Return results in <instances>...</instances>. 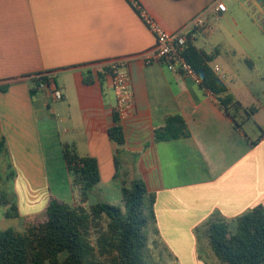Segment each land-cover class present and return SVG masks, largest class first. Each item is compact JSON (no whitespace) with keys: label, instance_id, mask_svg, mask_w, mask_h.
I'll list each match as a JSON object with an SVG mask.
<instances>
[{"label":"crops","instance_id":"crops-1","mask_svg":"<svg viewBox=\"0 0 264 264\" xmlns=\"http://www.w3.org/2000/svg\"><path fill=\"white\" fill-rule=\"evenodd\" d=\"M136 1L168 32L203 15L190 41L212 58L229 95L256 111L240 110L237 126L191 78L145 64L155 38L129 0H0V195L11 187L0 223L21 229L45 217L51 198L73 199L62 154L68 145L97 161L91 193L141 179L155 195L153 227L165 248L177 258L187 237L197 261L193 235L209 218L264 207V0ZM218 1L225 12L215 11ZM122 58L133 99L118 145L108 135L116 95L105 64ZM41 74L61 100L36 87ZM171 117L182 122L172 130L184 134L156 139Z\"/></svg>","mask_w":264,"mask_h":264},{"label":"trees","instance_id":"trees-1","mask_svg":"<svg viewBox=\"0 0 264 264\" xmlns=\"http://www.w3.org/2000/svg\"><path fill=\"white\" fill-rule=\"evenodd\" d=\"M183 57L200 78V86L213 94L225 113L237 126L240 110L247 117L255 107L243 108L228 93L222 80L209 66L212 58L186 37ZM37 84L46 80L33 79ZM85 80V83H89ZM177 117L167 120L156 139L182 134L172 130ZM109 138L120 145L123 134L114 116ZM257 141L250 142L255 146ZM63 159L70 177L75 204L51 198L43 219L25 222L23 228L0 229V264H157L148 255V228L155 224V195L149 193L141 179L123 183L118 205L107 202L88 203V196L100 180L97 161L77 154L64 145ZM13 207V206H11ZM204 235L214 257L221 264H264V207L257 205L232 220L209 218Z\"/></svg>","mask_w":264,"mask_h":264},{"label":"built area","instance_id":"built-area-1","mask_svg":"<svg viewBox=\"0 0 264 264\" xmlns=\"http://www.w3.org/2000/svg\"><path fill=\"white\" fill-rule=\"evenodd\" d=\"M133 8L137 11L147 29L155 38V45L149 55L145 58V64L161 63L174 73L185 75L191 78L197 85H200V78L189 62L183 57L186 44V37L194 30L204 27L203 15H198L191 19L182 29L176 32H168L163 29L153 18L146 14L136 0H129ZM215 11L225 12L226 6L218 1L214 7ZM217 72L219 68L212 69ZM105 73L110 78L112 88L116 95L115 113L120 123L129 112L132 104L133 94L130 77L127 72L126 59H114L105 64ZM35 79H46L36 84L38 89L50 88L56 100L62 99V92L59 90L53 79L46 74L37 75Z\"/></svg>","mask_w":264,"mask_h":264},{"label":"rangeland","instance_id":"rangeland-1","mask_svg":"<svg viewBox=\"0 0 264 264\" xmlns=\"http://www.w3.org/2000/svg\"><path fill=\"white\" fill-rule=\"evenodd\" d=\"M260 102L264 104L263 95L260 98ZM257 106L259 105H256L255 107ZM261 115H264V112H262ZM259 120L261 121L260 116H259ZM245 131L249 134L248 129L245 128ZM116 182L120 184V180ZM117 183L114 184V186L110 187L109 189L103 190V192L101 193H90L88 196V203L93 204L96 202H107L113 205H118L120 199V191L117 188V186H119V184ZM2 188L3 189L0 195V219L2 218V213L5 209V205H4L5 199H7L8 191L11 189V187H2ZM63 202L74 205L75 197L73 196L72 199V196H70L68 201H63ZM37 219H42V217H39ZM15 225L16 224H14L13 222H7L5 224L0 223V229L5 230L8 228H15L16 227ZM21 228H23V226H21ZM193 236L199 240L193 242L194 250H195L194 252L197 255V261H192L190 259V256L192 254L191 251L192 242L189 241V238L187 237L186 239L184 238V242L182 244L180 243V245H182L183 251L174 250V252L177 254V258H176L173 252L169 248H165L164 244L161 242L159 238V235L156 233L154 227L150 226V228H148V255L150 261L157 264H221L216 260L213 253L211 252L208 246L207 237L204 235L203 230L200 228L197 229L194 232Z\"/></svg>","mask_w":264,"mask_h":264}]
</instances>
